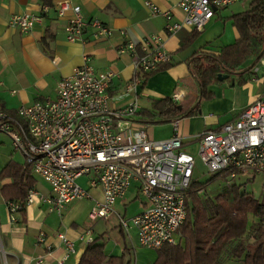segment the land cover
<instances>
[{
  "label": "crops",
  "instance_id": "obj_1",
  "mask_svg": "<svg viewBox=\"0 0 264 264\" xmlns=\"http://www.w3.org/2000/svg\"><path fill=\"white\" fill-rule=\"evenodd\" d=\"M58 1L61 0H0V109L9 115H15L21 106L55 98L59 81L72 75L84 63L89 64L96 74L104 71L112 73L107 88L111 106L126 107L135 97L134 93L125 91V86L134 77V70L132 57L118 49L128 40L139 43L149 35L161 37L171 60L165 68L144 77L142 84L137 87L138 112L145 113L151 109L154 100L171 98L174 93L179 92L184 94L178 102L183 99L188 104L189 101H195L197 88L196 80L191 74L192 55H217L223 47L232 45L239 37L231 16L241 11L220 15L217 9L213 18L197 33L191 28L183 27L169 35L164 30L165 25L182 18L177 7L179 0H151L160 10L170 12V21L161 15L151 14L143 0H68L80 7L85 22L97 20L113 31L110 37L96 38L93 36L94 29L87 25L83 29L81 41L69 42L64 30L68 15L57 16L55 5ZM44 6L47 10L43 9ZM23 13L40 16L31 31L21 32L8 25L12 15ZM218 19L220 21H216ZM255 59L246 74H239L240 71L231 75L221 73L222 76L217 81L207 86L208 96L202 98L199 91L198 100L191 104V108H195L194 114L171 121L143 123L147 137L152 140L167 139L173 134L174 123L177 122L182 148L195 160L198 156V134L216 130L235 119L264 93V64L261 62L264 54L258 60ZM223 75L227 77L223 78ZM244 78L246 80L241 82ZM187 94L190 97L186 98ZM139 113L135 116L136 120L141 117ZM2 134L3 144L9 148L10 153L0 172L9 163L23 166L24 157L13 150L9 138ZM195 165L196 162L193 173ZM241 174L247 182L251 180L248 173ZM31 175L35 184L30 189H35L43 196L51 195L49 185L37 175ZM225 176L211 174L207 181ZM88 178L89 176L83 175L77 180L84 189L88 188ZM192 179L197 181L193 174ZM12 182L11 177L0 176V247L5 253L6 264H77L88 244L80 240L79 235L89 227L91 239H97V243L103 245L106 255L123 256L125 262L129 261L128 255L135 249L134 238L137 239L135 228L131 226L125 232L118 225L111 226L107 222L113 216H122L115 206L122 207L127 203V198L131 200L140 195V212L144 209L146 201L138 191L137 181H132L124 195L116 199L113 208L116 210L115 214L108 220L91 219L95 200L102 199L99 188L89 189V197L75 199L65 204L59 212L51 210L45 202L34 201L25 205L22 219L20 212L10 214L7 201L1 194L2 187ZM206 184L199 193L207 194ZM254 220L252 213L247 214V229ZM40 232L44 233L43 243L38 242ZM58 233H64L73 243L74 251L68 256ZM175 239L177 241V235ZM226 261L243 264L241 257L224 256L221 264ZM0 264H3L1 255Z\"/></svg>",
  "mask_w": 264,
  "mask_h": 264
},
{
  "label": "built area",
  "instance_id": "obj_2",
  "mask_svg": "<svg viewBox=\"0 0 264 264\" xmlns=\"http://www.w3.org/2000/svg\"><path fill=\"white\" fill-rule=\"evenodd\" d=\"M151 14L161 15L170 21L169 11L160 10L151 0H143ZM239 0H179L182 13L178 21L168 22L164 30L173 35L183 27L200 31L213 18L219 8ZM47 10V7H43ZM58 17L68 15L64 27L66 40L81 41L85 26H91L96 38L110 37L111 28L97 20L85 22L78 5L68 0L55 5ZM69 13V14H68ZM40 16L28 13L12 15L11 28L21 32L31 31ZM121 34L124 32L121 31ZM132 57L134 77L125 91L134 93V100L123 108L111 106L107 88L112 73L96 74L84 63L72 75L62 78L56 97L21 106L13 117L0 109V132L10 140L31 172L45 181L51 195L43 196L29 189L25 205L42 201L51 210L59 212L65 204L89 197V189L99 188L102 199L95 200L91 219L108 220L115 214L114 203L122 197L132 181L138 182V191L146 206L138 214L125 218L118 214V226L128 232L132 226L137 242L144 248L158 250L164 244H174L177 229L187 214L186 194L192 181L194 157L182 148V137L177 122L173 134L163 140L147 137L145 125L136 120L139 106L136 89L144 75L152 73L169 60L159 35H149L139 43L126 41L118 49ZM261 62L264 64V60ZM183 92L174 93L178 101ZM197 155L211 174H237L251 170L262 174L264 191V93L243 109L239 115L216 130L197 135ZM89 176L88 188L78 184V179ZM10 214L23 205L7 202ZM44 242V233L38 235ZM66 249V256L74 251L72 241L58 233ZM79 239L91 242V229H85ZM3 264L6 256L0 247Z\"/></svg>",
  "mask_w": 264,
  "mask_h": 264
},
{
  "label": "trees",
  "instance_id": "obj_3",
  "mask_svg": "<svg viewBox=\"0 0 264 264\" xmlns=\"http://www.w3.org/2000/svg\"><path fill=\"white\" fill-rule=\"evenodd\" d=\"M231 18L239 34L232 45L223 47L217 55H192L191 74L197 84L195 101L199 91L202 98L209 95L207 86L217 81L218 74L231 75L238 71L246 74L255 57L264 52V0H251L247 9ZM170 60L171 57L157 70L165 68ZM195 101L186 104L183 99L180 102L171 98L154 100L150 110L136 115L141 114L138 120L142 123L171 121L194 114L191 104ZM31 173L25 162L23 166L9 163L0 172L1 177L13 179L10 185L2 187L1 194L5 201L23 205L18 211L22 219L28 191L35 184ZM204 184L192 179L186 194V219L176 231L177 241L156 250V258L150 264H221L224 256L241 257L243 264H264V203L250 193L241 192L234 183L225 185L214 196L199 193ZM249 213L255 220L247 229ZM77 264L132 263L125 262L123 256L106 255L103 245L92 239Z\"/></svg>",
  "mask_w": 264,
  "mask_h": 264
},
{
  "label": "rangeland",
  "instance_id": "obj_4",
  "mask_svg": "<svg viewBox=\"0 0 264 264\" xmlns=\"http://www.w3.org/2000/svg\"><path fill=\"white\" fill-rule=\"evenodd\" d=\"M250 1L251 0H239L229 6H225L224 8H219L218 12L220 13V15L223 14L225 15L232 12L245 10L248 8ZM220 19L216 21H220ZM3 140H4V136L1 133L0 134V168L6 163L5 160L6 156L10 153L9 148H7L3 144ZM195 160H196L195 161L196 165L193 176L197 179L198 182L205 183L211 176V173L207 171L206 167L203 165L202 161L198 156L195 157ZM246 173H248L247 175L251 176V180H249L248 182L246 178L243 177L244 175L242 174H239V176L236 178H230L226 176L224 178H219L217 180L208 182L205 186L207 194L213 196L226 184L235 183L237 184V187L241 192H248L252 194L254 198L258 199L261 203H264V191L261 187L262 174L258 175L259 173H257V175H254V172H252L251 170H247ZM36 178L40 183H43L40 178L38 177ZM130 192H132V190ZM141 203H142V197L139 195L137 198L135 197L134 199L131 200H128L127 198V203L125 205H122V207L121 206L116 207L117 206L116 205L115 208L118 213L128 218L140 212ZM107 223L111 226H117L118 221L116 216L111 217ZM134 241H135V249L130 252V255H128V260L132 264H145L154 260L157 254L156 250L139 246L136 238H134ZM237 263L238 262L236 261L233 262L226 261L223 264H237Z\"/></svg>",
  "mask_w": 264,
  "mask_h": 264
},
{
  "label": "water",
  "instance_id": "obj_5",
  "mask_svg": "<svg viewBox=\"0 0 264 264\" xmlns=\"http://www.w3.org/2000/svg\"><path fill=\"white\" fill-rule=\"evenodd\" d=\"M264 54V52L262 51L261 53L258 54V56L256 57L255 61L258 60L262 55ZM222 75L219 74L218 77H221ZM227 75H223V78H226Z\"/></svg>",
  "mask_w": 264,
  "mask_h": 264
}]
</instances>
